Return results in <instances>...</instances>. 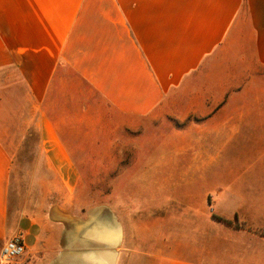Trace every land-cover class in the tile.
Instances as JSON below:
<instances>
[{"label": "crops", "instance_id": "0c3cea01", "mask_svg": "<svg viewBox=\"0 0 264 264\" xmlns=\"http://www.w3.org/2000/svg\"><path fill=\"white\" fill-rule=\"evenodd\" d=\"M0 72L25 90L53 169H70L72 150L46 109L61 105L52 97L59 81L74 89L75 79L124 122L167 126L141 168L187 185L222 152L251 154L243 170L261 184L260 208L250 212L244 195L245 212L212 213L226 221L210 220V240L182 243L180 255L157 253L148 264H264V0H0ZM2 131L0 251L21 234L26 252L11 264H95L82 254L110 249L94 234L121 241L122 226L95 212H11L13 159ZM45 143L65 153V165Z\"/></svg>", "mask_w": 264, "mask_h": 264}, {"label": "rangeland", "instance_id": "374dc122", "mask_svg": "<svg viewBox=\"0 0 264 264\" xmlns=\"http://www.w3.org/2000/svg\"><path fill=\"white\" fill-rule=\"evenodd\" d=\"M66 77L75 79L68 73ZM15 80L13 74L0 72V129L13 159L11 212H44L48 219L53 218L51 212L64 216L95 212V219L107 214L111 224L123 229L122 240L113 249L119 254L116 264H148L157 253L180 255L182 243L210 240L212 213L245 212L240 210L244 195L250 212L260 208L255 198L261 184L243 170L251 154L222 152L187 185L169 177L170 171L141 168L163 141L167 126L124 122L77 79L78 89L67 88L68 80L59 81L51 96L61 105L52 103L46 109L72 150L70 169L51 168L41 145L40 121L29 112L25 90ZM85 95L90 100L86 106ZM45 145L50 158L66 164L65 153H53L50 144ZM194 156L185 154V160ZM198 227L205 231L199 233Z\"/></svg>", "mask_w": 264, "mask_h": 264}, {"label": "built area", "instance_id": "2783aa9c", "mask_svg": "<svg viewBox=\"0 0 264 264\" xmlns=\"http://www.w3.org/2000/svg\"><path fill=\"white\" fill-rule=\"evenodd\" d=\"M26 252V246L21 234H16L3 244L0 251V264H11Z\"/></svg>", "mask_w": 264, "mask_h": 264}, {"label": "bare ground", "instance_id": "6f19581e", "mask_svg": "<svg viewBox=\"0 0 264 264\" xmlns=\"http://www.w3.org/2000/svg\"><path fill=\"white\" fill-rule=\"evenodd\" d=\"M104 238H105V236H104ZM106 238H108V237H106ZM110 239H112L111 235H110ZM82 255H84L83 258L90 260L91 262H93L95 264H116L118 262L117 260H118V256H119L118 251H115L112 249H110L109 251H104V252L98 251V250L94 251V252H90V253L86 252ZM76 256L79 257L81 255L76 253Z\"/></svg>", "mask_w": 264, "mask_h": 264}, {"label": "water", "instance_id": "95a60500", "mask_svg": "<svg viewBox=\"0 0 264 264\" xmlns=\"http://www.w3.org/2000/svg\"><path fill=\"white\" fill-rule=\"evenodd\" d=\"M116 225L110 224V226H116ZM94 242H98L100 244H103L109 249H114L120 243L119 239H117V238L110 240V241H105L99 236L98 233L94 234Z\"/></svg>", "mask_w": 264, "mask_h": 264}, {"label": "trees", "instance_id": "16d2710c", "mask_svg": "<svg viewBox=\"0 0 264 264\" xmlns=\"http://www.w3.org/2000/svg\"><path fill=\"white\" fill-rule=\"evenodd\" d=\"M215 218L219 219V220H223V221H226L224 220L223 218L219 217V216H214Z\"/></svg>", "mask_w": 264, "mask_h": 264}]
</instances>
